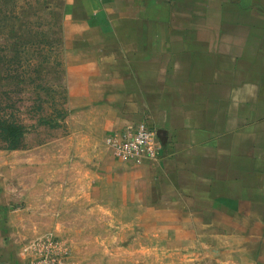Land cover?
Segmentation results:
<instances>
[{
	"label": "crops",
	"instance_id": "crops-1",
	"mask_svg": "<svg viewBox=\"0 0 264 264\" xmlns=\"http://www.w3.org/2000/svg\"><path fill=\"white\" fill-rule=\"evenodd\" d=\"M66 6L67 101L101 136L94 205L134 212L165 247L211 248L221 258L209 263L264 264V0ZM140 122L157 133V161L115 159L105 136ZM2 170L0 264H28L25 248L70 224L39 195L38 178ZM27 181L34 190H22Z\"/></svg>",
	"mask_w": 264,
	"mask_h": 264
},
{
	"label": "rangeland",
	"instance_id": "rangeland-1",
	"mask_svg": "<svg viewBox=\"0 0 264 264\" xmlns=\"http://www.w3.org/2000/svg\"><path fill=\"white\" fill-rule=\"evenodd\" d=\"M67 1L0 0L2 172L6 178H38L39 195L70 224L69 231H47L36 240L60 264H223L209 263L221 257L205 246L165 247L134 212L96 207L91 200L101 136L97 126L82 125L85 118L67 101ZM82 143H90L88 149ZM47 178L54 182L42 183ZM64 178L69 181L62 184ZM34 187L27 181L22 190Z\"/></svg>",
	"mask_w": 264,
	"mask_h": 264
},
{
	"label": "built area",
	"instance_id": "built-area-1",
	"mask_svg": "<svg viewBox=\"0 0 264 264\" xmlns=\"http://www.w3.org/2000/svg\"><path fill=\"white\" fill-rule=\"evenodd\" d=\"M104 144L115 159L137 164L157 161L161 149L156 131L146 122L107 134ZM24 251L31 253L28 264H60L56 257L48 253L39 239L34 240Z\"/></svg>",
	"mask_w": 264,
	"mask_h": 264
}]
</instances>
